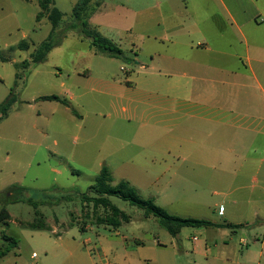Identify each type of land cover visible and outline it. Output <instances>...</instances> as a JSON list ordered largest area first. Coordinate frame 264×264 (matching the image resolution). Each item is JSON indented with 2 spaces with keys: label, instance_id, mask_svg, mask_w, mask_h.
<instances>
[{
  "label": "rangeland",
  "instance_id": "374dc122",
  "mask_svg": "<svg viewBox=\"0 0 264 264\" xmlns=\"http://www.w3.org/2000/svg\"><path fill=\"white\" fill-rule=\"evenodd\" d=\"M77 1L55 0L64 14L56 36L60 42L45 61L23 68L49 37L52 25L47 18L37 21V0H0V103L11 91L17 96L8 117L0 122V198L5 199L12 185L40 191V200L48 195L45 200L55 204L39 209L46 223L57 229L23 228L19 221H32L34 208L26 202L7 205L12 219L8 225L0 222V248L7 243L5 234L14 237L18 246L0 258V264H174V245L180 254L191 251L192 237L199 242L205 239L195 230L207 227H186L173 237L155 217L146 218L143 209L117 197H111L112 202L130 216L118 234L106 226H91L86 232L69 226L71 213L81 214L80 194L95 183L103 166L115 182L129 181L143 198L155 199L172 215L209 220L218 213L199 214L193 199L204 196V191L189 198L192 191L174 180V172L183 171L182 158L177 156L183 119L168 112L181 103L168 92V77H159L150 41L120 28L119 17L133 21L123 5L134 7V3L95 0L103 10L89 20L92 29L123 50L124 59L96 54L90 39L77 31L63 34ZM22 42L28 48H20ZM53 95L60 101L41 99ZM68 194L71 200L58 203ZM208 232L215 233L220 243L227 239L237 247L240 239L246 240L250 246L240 247V252L254 253L250 264H264L258 256L264 230L243 226L229 229L228 236L213 229ZM138 246L142 249L133 253L131 262L126 251ZM67 247L71 254L64 255Z\"/></svg>",
  "mask_w": 264,
  "mask_h": 264
},
{
  "label": "crops",
  "instance_id": "0c3cea01",
  "mask_svg": "<svg viewBox=\"0 0 264 264\" xmlns=\"http://www.w3.org/2000/svg\"><path fill=\"white\" fill-rule=\"evenodd\" d=\"M127 1L133 21L119 17L121 30L150 41L159 77H168L167 90L181 103L168 112L183 119V171L174 180L192 191L189 198L204 191L193 201L199 214L218 211L209 221L264 230V0ZM102 10L100 4L91 20ZM175 142L174 135L177 149ZM207 228L229 235L230 228ZM208 229L195 230L205 239L192 237L191 251L180 254L174 245L172 263L250 264L254 253L240 252L246 240L220 243ZM141 249L125 255L133 262Z\"/></svg>",
  "mask_w": 264,
  "mask_h": 264
},
{
  "label": "trees",
  "instance_id": "16d2710c",
  "mask_svg": "<svg viewBox=\"0 0 264 264\" xmlns=\"http://www.w3.org/2000/svg\"><path fill=\"white\" fill-rule=\"evenodd\" d=\"M31 1V0H25ZM40 11L37 15V21L42 18H47L51 25L52 30L49 37L43 41L36 51L31 55V60L24 62L23 68H28L32 62H42L47 58L48 53L60 42L56 41L57 31L61 28L64 14L56 7L54 0H37ZM100 6L99 2L95 0H78L72 10V22H70L65 28L64 33L68 30L77 31L82 36L90 39L91 48L96 54H103L110 58H124L123 50L111 39L102 36L95 29L89 26V20L97 12ZM20 48H28L26 42H22L19 45ZM20 73L17 74V77ZM43 100L60 101L57 96H45L41 97ZM17 100L16 94L11 91L9 96L0 103V122L6 119L9 112ZM5 193V199L0 198V222L9 224L11 215L7 209V205L26 202L31 205L35 210V218L32 221H19L21 227L31 230H44L52 231L50 225L46 223L45 216L40 211L39 207L43 204L54 205L50 199H39L40 191L31 190L29 188L12 185ZM11 193V195H10ZM28 194V196H27ZM111 197H117L124 201L129 202L133 206H137L144 211V216L149 218L155 217L165 230H167L173 237H176L183 228L186 227H213V228H230L236 229L241 226H235L231 224L215 223L209 220L179 217L168 213L163 207L156 204L155 199L143 198L139 190L134 187L127 180H120L115 182L112 172L106 166H103L100 174L88 190L81 193L79 198L82 203V209L80 216H76L71 213L70 227L77 226L81 232H86L91 226H106L113 229H118L123 224L130 222V216L118 208L111 200ZM38 198V199H37ZM71 195H65L62 200H71ZM3 238L7 242L0 248V258L7 255V253L18 246V241L11 236L4 235Z\"/></svg>",
  "mask_w": 264,
  "mask_h": 264
},
{
  "label": "built area",
  "instance_id": "2783aa9c",
  "mask_svg": "<svg viewBox=\"0 0 264 264\" xmlns=\"http://www.w3.org/2000/svg\"><path fill=\"white\" fill-rule=\"evenodd\" d=\"M194 240H197V238L196 237H194ZM244 241V240H243ZM244 243H245V241H244Z\"/></svg>",
  "mask_w": 264,
  "mask_h": 264
}]
</instances>
